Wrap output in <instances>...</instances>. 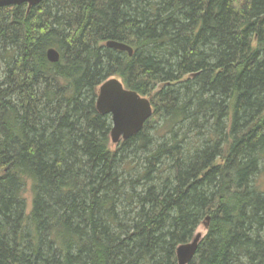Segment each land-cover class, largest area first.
<instances>
[{"label": "trees", "instance_id": "trees-1", "mask_svg": "<svg viewBox=\"0 0 264 264\" xmlns=\"http://www.w3.org/2000/svg\"><path fill=\"white\" fill-rule=\"evenodd\" d=\"M111 77L152 104L113 147ZM203 221L188 264H264V0L0 7V264H178Z\"/></svg>", "mask_w": 264, "mask_h": 264}, {"label": "water", "instance_id": "water-1", "mask_svg": "<svg viewBox=\"0 0 264 264\" xmlns=\"http://www.w3.org/2000/svg\"><path fill=\"white\" fill-rule=\"evenodd\" d=\"M41 1L0 0V7L26 4L30 8ZM106 46L126 51L128 55L133 54V49L120 41L109 40L106 42ZM59 57V52L56 49L51 47L46 50V58L50 62H57ZM95 106L99 113L110 115V141L114 144L139 132L152 115V104L149 97L126 88L116 77H111L101 83ZM202 236L201 232H196L190 241L176 247L175 255L178 264H188L192 260Z\"/></svg>", "mask_w": 264, "mask_h": 264}, {"label": "rangeland", "instance_id": "rangeland-1", "mask_svg": "<svg viewBox=\"0 0 264 264\" xmlns=\"http://www.w3.org/2000/svg\"><path fill=\"white\" fill-rule=\"evenodd\" d=\"M114 145H115V144L112 143L111 146L113 147ZM25 196H26V198H27V200H28V205H29V204H30L29 202H30L31 194H30V191H29L28 188L26 189ZM205 231H206V229H205V224H204V221H203V222L198 226V228L196 229V232H201L202 235H204V234H205Z\"/></svg>", "mask_w": 264, "mask_h": 264}, {"label": "bare ground", "instance_id": "bare-ground-1", "mask_svg": "<svg viewBox=\"0 0 264 264\" xmlns=\"http://www.w3.org/2000/svg\"><path fill=\"white\" fill-rule=\"evenodd\" d=\"M53 48V47H52ZM55 49V48H54ZM161 110V109H160ZM164 116V115H163ZM153 120V119H152ZM172 128V127H171ZM180 130V129H179ZM148 133V132H147ZM153 145V144H152ZM201 240V239H200ZM144 264V263H143Z\"/></svg>", "mask_w": 264, "mask_h": 264}]
</instances>
